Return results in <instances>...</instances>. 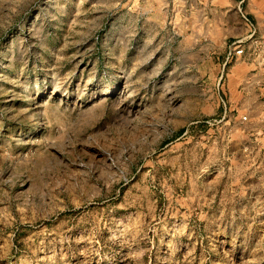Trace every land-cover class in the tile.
<instances>
[{
	"label": "rangeland",
	"instance_id": "obj_1",
	"mask_svg": "<svg viewBox=\"0 0 264 264\" xmlns=\"http://www.w3.org/2000/svg\"><path fill=\"white\" fill-rule=\"evenodd\" d=\"M208 1L0 0V264H264Z\"/></svg>",
	"mask_w": 264,
	"mask_h": 264
},
{
	"label": "crops",
	"instance_id": "obj_2",
	"mask_svg": "<svg viewBox=\"0 0 264 264\" xmlns=\"http://www.w3.org/2000/svg\"><path fill=\"white\" fill-rule=\"evenodd\" d=\"M243 1H208L211 10L220 15L213 27V36L220 41V50L224 53L220 63V73L224 68L228 44L238 37L247 35L250 31L244 16L257 24L259 34L264 37V0H257L259 3L257 9L250 6V0L249 5ZM232 14L236 16L232 17ZM233 22L236 25L233 26ZM225 75L222 89L225 94H229L228 99L232 101L231 104L235 102L241 107L257 109L256 121H260L264 128V58L260 60L247 55L229 65Z\"/></svg>",
	"mask_w": 264,
	"mask_h": 264
},
{
	"label": "built area",
	"instance_id": "obj_3",
	"mask_svg": "<svg viewBox=\"0 0 264 264\" xmlns=\"http://www.w3.org/2000/svg\"><path fill=\"white\" fill-rule=\"evenodd\" d=\"M244 17L248 21L250 31L247 35L238 37L228 44L224 68L227 64L243 59L247 55L260 60L264 58V37L259 34L257 24L248 17ZM244 118L247 117L244 116Z\"/></svg>",
	"mask_w": 264,
	"mask_h": 264
}]
</instances>
